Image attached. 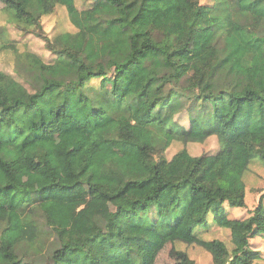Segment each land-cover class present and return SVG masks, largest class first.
<instances>
[{
    "label": "trees",
    "instance_id": "trees-1",
    "mask_svg": "<svg viewBox=\"0 0 264 264\" xmlns=\"http://www.w3.org/2000/svg\"><path fill=\"white\" fill-rule=\"evenodd\" d=\"M1 1L21 30L45 39L54 59L5 41L15 67L0 70V196L12 193L10 207L0 200V264H144L138 259L149 246L177 241L202 246L213 264H254L264 193L244 218L230 217L226 206H247L245 173L255 158L264 161V0H90L83 9L76 0ZM56 4L69 9L77 31L51 38L39 31ZM201 28L215 37L216 63L201 87L183 85L186 64L176 55ZM183 112L187 126L176 120ZM63 114L96 147L82 148L74 181H87L97 198L128 200L107 218L95 215L94 233L78 246L48 223L43 208L45 192L66 185L33 188L13 170L28 158L58 165L45 131ZM129 125L144 130L141 142L122 136ZM212 136L215 152L196 155L184 146L162 155L173 142ZM211 218L230 230L232 249L197 236ZM176 255L197 264L187 251Z\"/></svg>",
    "mask_w": 264,
    "mask_h": 264
},
{
    "label": "rangeland",
    "instance_id": "rangeland-1",
    "mask_svg": "<svg viewBox=\"0 0 264 264\" xmlns=\"http://www.w3.org/2000/svg\"><path fill=\"white\" fill-rule=\"evenodd\" d=\"M199 1L203 4H212L214 0ZM90 3V0H76L80 9L88 7ZM3 6L4 3L0 0V28L4 29L3 34L0 32V70L13 72L15 67L14 53L7 42V47H4L5 41L15 42L20 51L33 50L43 55L47 61H52L54 55L47 49L45 39L38 33L21 30L14 22L10 12L5 11ZM41 23L43 30L39 32H44L51 38L60 32L77 31V27L70 20L69 9L61 4H56L53 12L43 15ZM33 28L37 30V27ZM214 42L213 34L208 29L201 28L195 32L191 47L176 55L178 60H182L186 64L180 80L181 84L193 87H201L204 84L216 63L213 52ZM94 82L98 84L99 80ZM176 120L186 126L190 123L186 112L178 114ZM74 130L78 136H68ZM45 136L55 144L58 165L48 169L37 158H28L22 163L13 165L15 178L19 183L28 184L33 188H41L53 181L66 185L64 189L47 190L43 208L48 223L61 231L65 241L78 246L84 236L94 233L93 217L95 215L98 214L107 218L118 206L127 205L128 200L126 196L97 198L90 192L87 181L83 183L74 181L73 175L81 163L82 148L88 147L89 152L96 150V147L91 143V134L84 126L75 127L71 119L63 114L58 122L52 123L47 128ZM122 136L128 140L141 142L144 137V130L136 125H129L123 129ZM184 146H188L190 151L197 155L215 152L219 149L220 144L216 136L210 137L205 142L184 144L173 142L162 155L171 158ZM245 181L247 206L232 208L227 205L230 217L244 218L259 203L260 197L264 193L263 160L258 158L252 160L245 173ZM11 194L9 193L6 198L0 196V200L4 202L6 207H10ZM195 231L200 238H220L226 242L228 247L233 248L230 230L221 227L212 218L208 226H199ZM251 242L254 249L261 251V256L254 261V264H264V237L256 236ZM177 250L187 251L197 264H213L211 253L202 246L182 241L167 242L163 247L149 246L143 257L138 259V263L142 261L144 264H181L176 255Z\"/></svg>",
    "mask_w": 264,
    "mask_h": 264
}]
</instances>
